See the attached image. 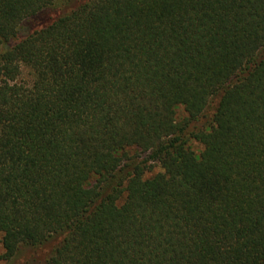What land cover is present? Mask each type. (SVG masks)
<instances>
[{"label": "trees", "instance_id": "16d2710c", "mask_svg": "<svg viewBox=\"0 0 264 264\" xmlns=\"http://www.w3.org/2000/svg\"><path fill=\"white\" fill-rule=\"evenodd\" d=\"M68 3L0 0V260L264 264V0Z\"/></svg>", "mask_w": 264, "mask_h": 264}, {"label": "rangeland", "instance_id": "374dc122", "mask_svg": "<svg viewBox=\"0 0 264 264\" xmlns=\"http://www.w3.org/2000/svg\"><path fill=\"white\" fill-rule=\"evenodd\" d=\"M85 0H69L70 5L74 6L76 3H81ZM56 11V10H55ZM57 12V11H56ZM55 12H52L51 15H54ZM51 15H48L47 13L44 14L43 20L37 23H44L46 22ZM27 75V74H26ZM185 115V111L182 108H178L177 110V116L178 119H181ZM205 120H202L200 122H204ZM191 147L199 152L203 148V145L196 141V140H191L190 141ZM132 152V151H131ZM159 167H156L155 170H159ZM38 250V251H36ZM45 250L46 248H42L41 252L39 249H33L29 248L27 246H24L21 249V253L18 254V256L11 262H5L3 260H0V264H43L45 262ZM4 251L3 244H2V233L0 232V253ZM36 251V252H35Z\"/></svg>", "mask_w": 264, "mask_h": 264}]
</instances>
